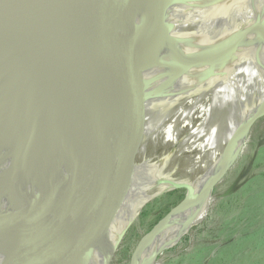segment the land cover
Wrapping results in <instances>:
<instances>
[{
	"label": "bare ground",
	"instance_id": "6f19581e",
	"mask_svg": "<svg viewBox=\"0 0 264 264\" xmlns=\"http://www.w3.org/2000/svg\"><path fill=\"white\" fill-rule=\"evenodd\" d=\"M159 1L133 0L128 7L122 0L133 43L138 42L139 32L149 21L153 27L151 49L132 71L130 93L135 92L131 96L136 99L129 96L120 119L127 124L133 117L144 127H135L126 141L115 133L111 158L110 153L104 159L100 154L94 161L89 155L92 168L97 167L95 200L80 217L66 245L57 251L62 264H110L117 250L114 246L119 245L146 199L169 187L147 176L152 173L143 166L148 149L162 151L160 163L163 159L168 165L184 163L181 172L186 176L179 183L186 188L185 198L152 228L136 251L134 264H155L162 251L174 247L203 221L213 182L232 166L252 121L264 111V0H161L160 16L155 17V12L151 18ZM35 3L43 9L44 0H0V91L15 70L31 71L35 77L53 81L54 70L60 69L56 67L61 65L57 63L60 56L48 40L14 38L31 21ZM155 22L161 25L155 27ZM222 77L225 80L219 83ZM60 80L58 76L51 85L60 89ZM36 105L42 106L36 102L33 109ZM5 113L0 108V118ZM38 125L23 117L19 137L0 139V197L9 192L12 201L9 205L5 200L0 223L24 212L25 202L15 184ZM65 151L61 144L48 165L33 174L41 188L60 176L57 172L52 177L63 166ZM137 151H142V159L134 165L135 172L128 174L132 185L123 181L125 177L120 182L112 161L118 153L120 161H131ZM35 167L30 172H35ZM62 189L59 185V191ZM64 193L73 200L76 190L67 186ZM104 200L111 209L105 208ZM44 205L41 195L36 213ZM126 208L128 213L122 217ZM93 210L100 213L98 220ZM17 224L11 222L5 244L21 237L14 233Z\"/></svg>",
	"mask_w": 264,
	"mask_h": 264
},
{
	"label": "water",
	"instance_id": "95a60500",
	"mask_svg": "<svg viewBox=\"0 0 264 264\" xmlns=\"http://www.w3.org/2000/svg\"><path fill=\"white\" fill-rule=\"evenodd\" d=\"M132 2L125 0L128 7ZM122 5V0H44L42 10L34 4L31 21L14 36L48 40L60 56L57 63L61 65L56 67L61 70H54L53 81L35 77L31 71L15 70L10 74L11 81L0 91V108L6 112L0 118V139L19 137L23 117L30 118L31 123L39 122V131L32 133L20 164V180L15 184L21 201L25 202L24 212L0 223V264H47L51 259L62 264L57 251L66 245L80 217L95 200L97 167L92 168L89 155L95 157L94 161L100 154L104 159L110 153L111 158L115 133L126 141L135 127L142 126L133 117H129L127 124L120 119L127 99L135 95L130 93L132 71L151 49L153 27L149 21L139 32L138 42L133 43ZM160 6L161 0L154 6L151 18L155 12L158 13L155 17L160 16ZM158 25L161 24L155 22L154 26ZM58 76H61L60 89L54 88ZM40 86L43 90H38ZM36 102L42 106L33 109ZM263 114L256 115L250 127ZM61 144L66 148L65 161L52 177L57 172L60 176L43 189L33 174L48 165ZM119 156L120 153L112 161L113 173L117 163H125ZM34 165L37 172H30ZM118 175L121 182L123 173ZM221 177L213 182L210 194ZM67 186L76 190L73 200L64 193ZM9 195L6 192L0 197V220L5 213V200L9 205L12 203ZM41 195L45 205L36 213ZM104 204L111 209L107 201ZM92 214L99 219V212L93 210ZM25 220L29 224L21 225ZM11 222L18 223L14 233L21 237L5 244ZM117 247L116 244L114 250Z\"/></svg>",
	"mask_w": 264,
	"mask_h": 264
},
{
	"label": "rangeland",
	"instance_id": "374dc122",
	"mask_svg": "<svg viewBox=\"0 0 264 264\" xmlns=\"http://www.w3.org/2000/svg\"><path fill=\"white\" fill-rule=\"evenodd\" d=\"M212 61L216 63L217 60ZM224 80L222 77L219 83ZM191 81L194 85L195 82ZM259 123L250 127L234 163L220 178L217 193L212 190L211 202L203 221L187 232L174 247L162 251L155 264H264V178L260 175L264 174V141H259L263 145L257 146L258 140L255 141L257 143L251 140L252 132L256 139L261 140L264 119ZM161 154L162 151L148 149L143 166L147 173L152 172L147 174L149 178L169 187L155 191L146 199L120 241L110 264H134L136 251L144 238L177 207L181 197L185 198L186 188L179 184L186 179L181 172L184 163L168 165L167 159L160 163ZM141 159L142 151H137L131 161L116 166L117 173H123L126 184H131L128 174L135 172L134 165L140 163ZM151 159L154 161L149 162ZM245 177H254V183L242 182ZM221 195L225 199L219 205ZM212 208L220 212L218 219L211 215ZM127 213L126 208L121 216L125 217ZM203 226L211 231L209 236L197 234ZM47 264L60 263L51 259Z\"/></svg>",
	"mask_w": 264,
	"mask_h": 264
},
{
	"label": "trees",
	"instance_id": "16d2710c",
	"mask_svg": "<svg viewBox=\"0 0 264 264\" xmlns=\"http://www.w3.org/2000/svg\"><path fill=\"white\" fill-rule=\"evenodd\" d=\"M264 112V111H263ZM262 112V113H263ZM262 119H264V114L262 115V116H260L259 118H258V120H256V122H255V124L253 125V126H255V125H259L260 123V121L262 120ZM252 126V127H253ZM250 138V137H249ZM249 140V139H248ZM251 140H253V143L255 142V141H257L258 142V144H257V146H260V145H263L262 143L261 144H259V141H264V128H263V133L261 134V140H259V139H256V137H254V134H253V132H252V134H251ZM250 141V140H249ZM257 142H255V143H257ZM261 175V177L262 178H264V174H260ZM255 177V176H254ZM254 177H251V179H249V177L247 178V177H245L243 180H242V182L244 181H247L248 183H254V180H255V178ZM249 179V180H248ZM263 180V179H262ZM220 184H221V181L220 182H218L216 185H215V187H214V189H213V192L214 193H217V190L219 189V187H220ZM214 196H218V195H214ZM184 197H181L180 199H179V203L181 202V200L183 199ZM224 199H225V197H222V195H221V197L220 198H218V204L219 205H221L220 203H222L223 201H224ZM176 200H178V198H176ZM211 211V215H213V216H216L217 217V219L220 217V215L221 214H219L220 212H216V211H214L213 210V208L210 210ZM197 234H204V235H207V236H209L210 234H211V231H209V229H207V227L206 226H203L199 231H198V233ZM114 255H115V253H114ZM114 257V256H113ZM113 259V258H112ZM134 261V260H133Z\"/></svg>",
	"mask_w": 264,
	"mask_h": 264
}]
</instances>
